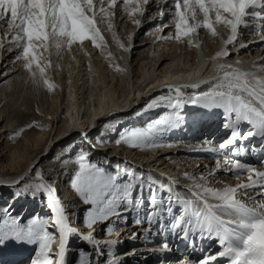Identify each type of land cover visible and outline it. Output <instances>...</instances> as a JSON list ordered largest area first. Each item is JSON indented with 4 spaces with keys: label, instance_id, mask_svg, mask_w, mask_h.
<instances>
[{
    "label": "snow or ice",
    "instance_id": "6c2138e0",
    "mask_svg": "<svg viewBox=\"0 0 264 264\" xmlns=\"http://www.w3.org/2000/svg\"><path fill=\"white\" fill-rule=\"evenodd\" d=\"M151 2L156 5V11L148 18L163 20L167 12L169 20L157 23L146 35L168 28L171 34L157 39L199 48L200 43L195 41L202 34L215 38L221 35L219 28L227 30V39L216 53V60L232 55L228 46H248L239 40L241 29L252 30L264 42V0H164L167 8L160 0ZM149 3L150 0H0V33L3 34L0 50L19 49L12 62H22L33 82L42 84L51 93L56 88L48 76L53 56L62 58L64 52L72 51L74 46L83 49L86 41L103 53L108 48L106 31L112 33L120 48L129 51L114 31L115 10L119 5L130 18L143 17ZM133 23L142 25L140 19H133ZM108 57L111 58L110 53ZM116 70L124 71L118 66ZM258 70L264 71V65ZM215 71L223 75L210 82L209 91L197 93L190 99L184 98L181 87L167 85L171 95L161 94L145 106L146 111L164 109L167 113L164 118L146 130L127 132L117 141L140 151L171 147L162 142L163 136L186 122L185 106L222 110L221 129L228 133L226 139L220 142L205 139L196 149L215 158V169L199 176L184 173L191 182L185 195L181 196L179 189L174 193L172 185L178 184L174 179L166 184L150 173L134 167L121 168L119 164L110 170L81 153L70 187L81 202L89 206L82 223L90 231L85 234L72 226V214L67 208L74 205L63 203L57 190L41 179L39 183L13 187V199L43 196L50 215H35L25 222L20 216L12 215L9 203L0 210V248L10 244L34 246L35 256L30 264H68L71 241L76 239L91 246V252L78 253L79 264H125L135 251L119 254L113 250L119 241L97 237L95 227L104 225L107 235H114L115 224L109 226L107 222L126 221L128 213H135L134 223L142 226L144 238H150L154 231L161 237L159 246L153 249L160 258L159 264H173L166 254L178 250L179 242L194 250L199 248L201 252L198 258L190 254L174 264H214L217 261L264 264V157L258 163L243 159L250 155L244 142L250 138L264 141V77L229 63L216 65ZM19 136L17 132L15 137ZM219 170L230 173L240 182L235 186L225 184L222 188L211 186V180L222 183L215 176ZM36 175L41 176V173ZM23 179L20 177L14 184L20 185ZM137 235L133 233L132 238ZM203 241H215L220 251H204ZM54 244H58L55 250Z\"/></svg>",
    "mask_w": 264,
    "mask_h": 264
},
{
    "label": "bare ground",
    "instance_id": "6f19581e",
    "mask_svg": "<svg viewBox=\"0 0 264 264\" xmlns=\"http://www.w3.org/2000/svg\"><path fill=\"white\" fill-rule=\"evenodd\" d=\"M160 3L167 8L164 0ZM115 11L114 31L129 51L120 48L112 33L106 31L104 35L108 48L103 53L86 41L83 49L74 46L72 51L64 52L62 58L53 56V67L48 70V76L56 88L51 93L42 84L33 82L22 62H12L19 49L0 50V68H3L0 73V210L11 203L12 215L20 216L25 222L37 212L42 217L49 216L43 196L38 199L28 196L13 199V187L39 183L43 179L57 190L63 203L74 205L67 208L72 214L71 224L87 234L90 230L82 222L87 217L85 210L89 206L83 204L70 187L81 153L87 154L91 162L95 160L98 165L102 164L110 170L119 164L121 168L134 167L137 171L150 173L154 179L166 184L169 179H174L178 182L172 185L174 193L179 189L181 196L191 187L184 173L199 176L215 169V158L196 149L203 145L205 139L215 142L226 139L227 132L221 129L222 110L208 111L185 106L184 113L189 124L184 123L163 136L162 142L171 147L140 151L117 141L127 132L146 130L164 118L167 114L164 109L151 110L152 113L148 114L150 110L146 111L145 106L161 94L171 95L167 85L181 87L184 98L190 99L197 93L209 91L210 82L223 75L215 71L216 65L221 63L255 71L257 76L264 77V71L258 70L264 65V42L252 30L241 29L239 40L248 46H228L232 55L216 60L214 57L224 47L223 40L228 35L222 27L218 29L221 34L218 37L202 34L195 41L200 43V47L195 48L186 43L157 39L158 36L171 34L168 28L155 35H146L157 23L169 20L167 12L163 20L148 18L156 11V5L151 0L143 17L137 15L130 18L119 5ZM133 19H140L142 25L137 26ZM117 66L124 71L118 72ZM149 115L150 118L144 121L143 118ZM17 132H20L19 138L15 137ZM113 140L115 143H112ZM259 151L264 154V147ZM37 172L41 176H37ZM215 176L222 182L211 180V186L216 188L225 184L235 186L240 182L222 170L216 171ZM20 177L24 179L20 185H15ZM31 201L38 204H32V208L29 206ZM35 208L38 209L33 212ZM127 216L126 221L113 219L107 222L109 226L115 224L116 234L107 235L104 225L98 224L95 235L119 241L116 247L119 254L135 251L134 256L127 257L125 264H145L143 260L151 256L147 251L158 245L148 243L151 237L144 238L143 229L131 224L130 219H134L135 214L128 213ZM133 233L138 234L135 239L132 238ZM73 242L75 245H71L69 255L78 251L77 245L91 252L90 245L76 239ZM7 248L15 253L20 251L18 254L21 257L29 253L23 262L29 263L35 256L33 246L10 244L0 249L5 251ZM53 248L57 249L58 244H54ZM121 258L124 259L123 256Z\"/></svg>",
    "mask_w": 264,
    "mask_h": 264
},
{
    "label": "rangeland",
    "instance_id": "374dc122",
    "mask_svg": "<svg viewBox=\"0 0 264 264\" xmlns=\"http://www.w3.org/2000/svg\"><path fill=\"white\" fill-rule=\"evenodd\" d=\"M80 54V53H79ZM86 69V68H85ZM3 71V68H0V73ZM3 74V73H2ZM9 79H7V80H5V81H3L1 84H4V83H6L7 81H8ZM150 113H152L151 112V110L150 111H148V114H150ZM152 115V114H151ZM118 124H120V122L118 123ZM110 128H112V127H110ZM107 132H108V130H107ZM115 134H116V131H115ZM113 138H114V136H113ZM224 139V138H223ZM112 140V139H111ZM107 142V141H106ZM112 143H115V140H113V142ZM90 144V143H89ZM89 160L91 161V159L89 158ZM94 163H96L95 162V160L93 161ZM2 200V199H1ZM37 201V200H36ZM35 201V205H37L38 204V202H36ZM34 203V202H33ZM24 205H23V208L26 206V203H23ZM83 250V249H82Z\"/></svg>",
    "mask_w": 264,
    "mask_h": 264
}]
</instances>
